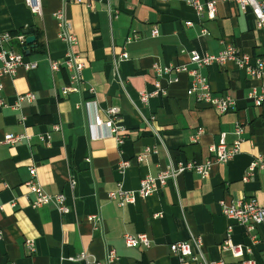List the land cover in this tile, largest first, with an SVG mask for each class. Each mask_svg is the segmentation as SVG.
Here are the masks:
<instances>
[{"label":"crops","instance_id":"1","mask_svg":"<svg viewBox=\"0 0 264 264\" xmlns=\"http://www.w3.org/2000/svg\"><path fill=\"white\" fill-rule=\"evenodd\" d=\"M189 1L41 0V14L36 15L23 0H0V33L29 29L25 35L33 36L35 44L22 47L13 40L10 46L36 64L27 70L19 67L14 77L0 81L6 103L0 107V264H107V247L115 252L109 264H180L168 244L188 241L190 234L201 237L208 260L264 264L263 228L255 227L252 241L251 232L226 218L220 205L248 197L264 205V172L256 170L242 179L251 160L264 153V94L259 105L248 97L258 81L231 62L201 68L213 94L235 100L233 109L217 113L187 95L188 74L172 70L159 75L153 69L154 64H186L192 50L216 54L225 44L264 60V28H256L249 8L241 11L233 2L217 0L216 15L209 19L205 9L198 14ZM198 1L204 5L207 0ZM57 10L70 22L72 50L84 63L79 91L66 95L60 91L69 83V72L63 65L52 71L49 65L50 60L61 63L67 50L58 36ZM123 51L127 58L114 70L113 57ZM156 81L165 95L142 103L139 92L151 91ZM25 93L32 100L17 102ZM85 101L92 102L87 112L81 107ZM109 107L120 111L117 123L125 130L120 145L103 125L93 123L95 115L105 119ZM150 116L152 129L144 122ZM56 123L58 131L52 128ZM237 123L240 134L234 132ZM198 127L204 132L193 142ZM45 133L48 142L37 138ZM6 134H27L29 139L7 144ZM221 134L227 143L240 139V152L225 163H214L206 178L185 171L175 183L169 180L147 198L122 207L108 198L119 184L136 190L144 175L155 176L170 161H204L210 156L208 145L217 143ZM145 147L152 150L144 161H136ZM120 160L129 161L123 173L117 169ZM32 166L44 191L65 196L68 213H58L52 204L30 207L34 196L24 182ZM90 215L100 218L96 226L87 219ZM229 224L232 242L249 246L251 252L236 258L221 251ZM142 232L151 240L149 247L124 244L125 233ZM26 240L33 241L34 251L26 248ZM80 253L86 261L67 260Z\"/></svg>","mask_w":264,"mask_h":264},{"label":"built area","instance_id":"2","mask_svg":"<svg viewBox=\"0 0 264 264\" xmlns=\"http://www.w3.org/2000/svg\"><path fill=\"white\" fill-rule=\"evenodd\" d=\"M26 7L36 15L41 14V0H23ZM66 2L81 3L82 0H64ZM233 2L241 11L250 9L254 16L256 28H264V0H223ZM216 2L217 0H207L202 5L198 0H190L189 3L195 9L196 13L200 14L205 9L207 18L212 19L216 15ZM54 16L58 20L60 28L59 38L67 44V50L65 58L60 63L59 61H49L50 69L57 71L60 65H63L69 72V83L61 88V94L66 95L69 92H77L80 89L81 83V71L84 67L83 61L78 54H75L72 50V45L75 43V36L71 33V24L64 17L62 10H57ZM191 23L187 22L189 26ZM25 30L18 33L1 32L0 33V81L3 77H14L19 67L23 69H31L36 66L34 62L25 61L22 51L10 46V43L14 40L19 43L20 46L25 47ZM202 34L206 33L205 29L201 30ZM153 34H156V30H153ZM136 36L127 37V41L135 38ZM127 58V52L123 51L117 56L113 57L112 65L114 70L117 69L118 63ZM227 62L234 63L239 69H243L245 73L255 78L258 81V89L253 87L248 94V97L253 100L255 105H259L264 94V60L260 57H252L250 54L240 51L237 47L225 44L221 50L216 54H200L199 52L192 50L189 53V60L186 64L179 65H166L160 67L157 64L153 65V69L157 74L169 73L174 71L176 73L184 72L190 77L189 86L186 90L187 95H191L198 103L207 104L214 108L217 113H225L234 108L235 100L230 95H215L210 89V85L205 76L200 73V69L208 65L216 64L223 66ZM2 84L0 82V107L6 106L4 99L1 97ZM92 89H90L91 91ZM166 91L162 87L159 81L154 83V87L151 91H140L139 98L142 103H146L150 97L163 96ZM33 95L31 93H25L17 96V102L24 99L32 100ZM17 104V103H16ZM92 104L90 101H85L81 104V107L87 112L88 106ZM18 105V104H17ZM120 111L117 107H109L105 111V119L99 116H94V125H103L113 135L116 143L120 145L124 140V129L117 123ZM154 116H150L144 119L146 126L152 129V122ZM53 130H60V124L56 123L52 125ZM202 127H198L196 133L192 136V141L196 142L200 135L203 133ZM234 132L240 134L242 132V126L237 123L234 126ZM156 134V133H155ZM37 138L40 141L48 142L50 136L45 134H37ZM29 139L27 134H6L3 137V142L7 144L19 143L23 140ZM160 141V139H159ZM240 139H236L231 143L225 141L224 134L220 135L217 143L208 145L207 150L210 156L202 162H197L194 159L190 160H178L175 163L169 162L163 169H161L155 176L144 175L139 180V185L136 190H124L122 185L119 184L115 190L109 191L107 196L110 200L116 201L117 205L122 207L126 204L133 203L136 198L145 199L154 193L159 186L164 185L167 181L175 183L177 175L185 172L192 171L197 173L201 178L208 176L209 170L214 163H225L240 152ZM155 152L156 147H152ZM149 147H145L142 152L135 156L136 161H144L145 157L151 151ZM129 165L128 160H120L117 162V169L120 173H123L124 169ZM256 170L264 172V153L258 154L254 157L247 167L246 173L243 176V180H247L249 176L253 175ZM29 179L24 182L25 187L30 193L33 194V199L30 201V207L38 208L45 205H54L55 209L60 214H66L69 212V208L65 204V196L62 193L50 194L44 191L40 183L36 180L35 168L29 167ZM71 186H74L75 180L69 181ZM13 205V202L10 203ZM222 214L233 220L236 224L243 226L247 232H251L250 238L255 241V235L253 231L256 226H261L264 230V205L258 204L254 197H248L246 199H239L226 203L220 201ZM156 216V215H154ZM89 221H92L96 226L100 222V218L96 215H90L87 217ZM232 225L229 224L226 227L225 235L220 243L219 247L221 251H228L236 258H239L243 253L251 252L249 246H242L234 244L231 240ZM124 244L127 247L142 246L144 248L149 247V236L142 233H125L123 235ZM25 246L29 251H34V243L32 240H26ZM169 252L178 256L180 264H227L223 259L208 260L204 257L202 249V240L198 235L190 234L188 241L180 240L168 244ZM107 264L115 259V252L112 248L107 247L104 255ZM68 261L85 260L86 255L80 253L76 257H68ZM90 264H101L99 261H93ZM238 264H258L253 259H242Z\"/></svg>","mask_w":264,"mask_h":264},{"label":"trees","instance_id":"3","mask_svg":"<svg viewBox=\"0 0 264 264\" xmlns=\"http://www.w3.org/2000/svg\"><path fill=\"white\" fill-rule=\"evenodd\" d=\"M21 31H23V30H21ZM25 32L28 33V32H29V29H26ZM35 32H36V31H35ZM34 36H35V41H37V39H38V33L34 34ZM32 44H35V43L33 42V43H31V44H28V45L26 44V46H30V45H32ZM38 46H40L39 43H37V47H38Z\"/></svg>","mask_w":264,"mask_h":264},{"label":"water","instance_id":"4","mask_svg":"<svg viewBox=\"0 0 264 264\" xmlns=\"http://www.w3.org/2000/svg\"><path fill=\"white\" fill-rule=\"evenodd\" d=\"M33 40H34V37L33 36H27L25 38L26 44H30L31 42H33ZM25 52H26V54L28 53L27 51H25Z\"/></svg>","mask_w":264,"mask_h":264}]
</instances>
